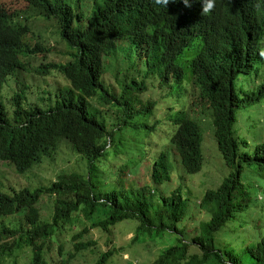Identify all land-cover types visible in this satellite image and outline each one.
I'll use <instances>...</instances> for the list:
<instances>
[{"label": "trees", "instance_id": "1", "mask_svg": "<svg viewBox=\"0 0 264 264\" xmlns=\"http://www.w3.org/2000/svg\"><path fill=\"white\" fill-rule=\"evenodd\" d=\"M22 1L10 10L0 0V162L25 174L71 146L82 165L33 191L0 177V264H85L88 252L92 264H112L123 227L135 247L159 249L154 264H264V234L251 237L264 221V140L251 133L256 105L242 84L251 61L239 51L250 16L216 32L226 38L216 68L200 54L185 69L179 50L190 34L217 30L216 14H194L182 0H94L89 13L85 0ZM50 28L66 63L51 61ZM156 62L163 71L148 69ZM153 74L182 82L169 85L174 121L161 114L155 126L141 116H156L154 101L130 110ZM31 80L56 87L55 102ZM45 197L54 199L50 221ZM95 230L111 248L89 239Z\"/></svg>", "mask_w": 264, "mask_h": 264}, {"label": "clouds", "instance_id": "2", "mask_svg": "<svg viewBox=\"0 0 264 264\" xmlns=\"http://www.w3.org/2000/svg\"><path fill=\"white\" fill-rule=\"evenodd\" d=\"M185 8L187 10L193 11L195 10L194 14L197 13L199 15L209 16L216 14L218 16V21L220 27L217 30H204L202 33L198 32L200 36L203 38L201 40H197V32L190 34L189 37L186 39V43L183 45L182 49L179 50L178 54L182 53L183 58L179 59L180 61L176 62V65H180L181 67L184 66L185 69L189 68L188 64H191L192 61H196L200 54L202 55V65H204L208 69L216 68L219 65L215 61V57L221 54V57L224 54L225 42L226 38H220L216 36L217 31H224L226 32L227 29L231 26L229 19H233L234 17L238 16H250V21L253 23V27L250 32V37L245 40L241 46L239 47V51L241 55L248 58L251 61L249 73L242 75V84L243 87L254 96V118H256V130L255 132L259 133V136L262 137L264 140V120L260 118L261 115L264 116V0H219V9H214L217 0H182ZM86 0L84 1L85 4ZM222 3H224L223 6ZM83 10L85 11V7L83 6ZM67 58V57H66ZM214 59V60H213ZM178 60V57L177 59ZM64 61L63 63H66ZM138 63V61H136ZM180 63V64H178ZM62 64V63H60ZM107 61L105 63V66ZM131 64V61L129 62ZM172 64V63H170ZM152 68L149 66L148 69H153L152 72L155 71H163V66L160 65L159 62H156L154 65H151ZM104 68V73L102 75H107L108 72ZM191 73H187L189 76ZM155 78V83L150 84L147 80L146 87L142 89V85L137 86L142 89L140 92V96L142 102H140L137 106L131 105L130 110L133 112H137V110H142L141 108L144 107L145 103H148L147 100L154 101L155 112L156 116L150 118L149 116H143L146 121L151 126H155V120H159V115H164V118L167 122L174 121L176 114L175 112L179 109V101L176 98H172L168 96L169 93V85L174 84L178 85L182 82H177L178 78H174V76L170 77V79H166L168 81H164L159 74H153ZM110 86H106L103 84L107 91L114 96L115 91H117L115 85L112 82ZM249 83V84H247ZM147 84L151 86L150 90L154 91L159 94L156 87H159L160 90L165 91L166 97L169 100L168 103L164 101V99L160 96V100H163L166 105V112L165 114L159 111L160 102L153 99H147L145 96L149 93L150 90H146ZM155 85V86H154ZM137 87H132L131 91L135 92ZM144 95V98H143ZM121 97V96H120ZM133 95H126L127 101H129ZM146 99V100H145ZM124 108L119 109L123 110ZM142 113V112H141ZM211 124V122H208ZM245 140V137H244ZM75 152V151H74ZM262 199V197H261Z\"/></svg>", "mask_w": 264, "mask_h": 264}, {"label": "rangeland", "instance_id": "3", "mask_svg": "<svg viewBox=\"0 0 264 264\" xmlns=\"http://www.w3.org/2000/svg\"><path fill=\"white\" fill-rule=\"evenodd\" d=\"M6 5L8 7H11L10 10H15V8H23V1L22 0H5ZM94 5V0H86L84 7L85 12L89 13L91 10L90 8ZM46 39H47V46L49 49H51L53 55L51 56V61L56 64L63 63L67 60V58L64 55L65 48L64 47H57L56 41L57 38L54 36V31L50 29H46ZM113 68L116 69V65H113ZM129 68H132L129 66ZM139 71V69H136L133 72ZM150 84L155 83V78L152 77L150 79ZM249 84V83H247ZM36 82L31 80V86L33 88L32 92H37L41 95H46L47 98L51 97V94L54 96L56 92V87L51 86L48 88V86L44 85L42 87L36 86ZM155 86V85H154ZM159 94L154 91H149V93L146 95L147 99H153L160 102L159 106V113L162 111L164 114L166 112V105L165 102L168 103V99L166 97L165 91L160 90L158 87H156ZM160 96L164 99L160 100ZM53 100L55 102L56 98L53 97ZM47 104H50L49 102H43L41 101V106L46 107ZM260 118L264 120V116L261 115ZM264 126V124H263ZM209 130H212L211 127H208ZM255 133V131L251 132ZM79 156L76 154L71 148V146H65L63 148H59L57 152L52 156V158H45L43 160V163L41 165H35L32 170L25 174L18 173L15 168L11 167L10 165H6L5 163L0 162V177L10 182L13 186H15L17 189H24L27 188L29 190H36L40 187H47L50 183H53L54 181H57L58 177L61 174L66 173H72L77 172V170L80 169V166L82 165L79 162ZM81 157V156H80ZM141 171V170H140ZM143 171V170H142ZM204 176L201 175L196 178V181L200 183L201 179H203ZM261 191L264 192V181L261 186ZM9 193H12L10 190L7 191ZM40 208L42 210L43 218L45 221H50L54 214V199L50 197H45L44 199H41ZM263 207H264V200H262ZM264 234V221L260 222L258 224V228H255L252 230V238L255 239L262 236ZM117 237V243L119 245V248L121 249L119 254H122L118 256L113 262L115 264H154L155 261L158 258L159 249L157 248H138L135 247L133 243L134 239V233L133 231L129 232V230L126 227L120 228L116 230V236H113V238ZM231 237V234H230ZM89 239H92L96 242H100V247H103L104 250H107L108 248H111L110 246H107V238L104 237V233L95 230L92 232ZM242 241L247 242V237L245 235L242 236ZM73 249V246L71 244H67L66 251L67 253H71V250ZM55 258L58 260L59 255H54ZM85 260L89 262V264H92L95 258V255L92 252H88L87 255H84ZM86 262V263H87ZM85 263V264H86Z\"/></svg>", "mask_w": 264, "mask_h": 264}]
</instances>
